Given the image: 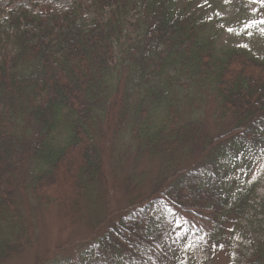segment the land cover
Instances as JSON below:
<instances>
[{"label":"trees","instance_id":"16d2710c","mask_svg":"<svg viewBox=\"0 0 264 264\" xmlns=\"http://www.w3.org/2000/svg\"><path fill=\"white\" fill-rule=\"evenodd\" d=\"M254 13L243 29L264 37ZM222 22L176 0L0 4V264L52 204L68 225L84 207L90 233L47 264H195L227 238L231 264H264V56L219 46ZM203 89L217 133L193 110ZM131 157L160 169L118 206Z\"/></svg>","mask_w":264,"mask_h":264},{"label":"rangeland","instance_id":"374dc122","mask_svg":"<svg viewBox=\"0 0 264 264\" xmlns=\"http://www.w3.org/2000/svg\"><path fill=\"white\" fill-rule=\"evenodd\" d=\"M41 0H0L2 6L8 9L18 7L21 4L31 6L33 2ZM56 5H68L71 0H47ZM177 5L187 11H204L222 18V35L218 39L219 46L240 45L252 52L264 56V37L253 30L247 28L246 21L252 19L256 14L254 10L264 3V0H176ZM184 98L194 91L191 87H186L184 83L178 85ZM198 103L193 107L196 113L201 115L209 125V130L217 133L227 126L223 121L216 118V101L208 89H203L197 93ZM160 166L157 160L141 161L136 167L134 159H128L125 165V176H131L134 171L138 174L137 180L140 181L137 186L132 187L129 192L121 187L117 192L118 206H125L130 198L135 195H147L154 183V179L159 172ZM124 177L122 180H124ZM122 186H126L123 181ZM135 188V189H134ZM86 210L83 207L76 215V220L71 225L67 224V215L64 208L58 204H52L40 210L36 227L37 244L34 246L31 242H25L24 248L14 254L3 264H35L38 260L47 264L48 258L62 261L64 259H75L79 248H82L84 242L90 233L87 226ZM241 247L237 242L228 238L225 239L218 248L210 251L211 257L206 258L200 254L194 257L195 264H231L232 252L238 253Z\"/></svg>","mask_w":264,"mask_h":264}]
</instances>
